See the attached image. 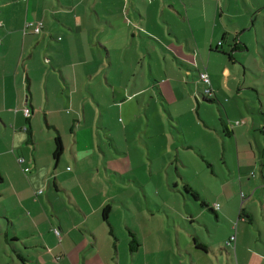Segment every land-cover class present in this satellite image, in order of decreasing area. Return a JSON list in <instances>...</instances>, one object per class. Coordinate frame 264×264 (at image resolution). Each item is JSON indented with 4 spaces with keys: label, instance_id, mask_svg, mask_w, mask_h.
Masks as SVG:
<instances>
[{
    "label": "crops",
    "instance_id": "crops-1",
    "mask_svg": "<svg viewBox=\"0 0 264 264\" xmlns=\"http://www.w3.org/2000/svg\"><path fill=\"white\" fill-rule=\"evenodd\" d=\"M208 1L156 0L148 5L146 0H0V176L2 178L0 264H20V262L24 264L18 255L25 257V264H31L32 255L26 256L21 243L25 246V250H35L40 255L36 261L40 264H52L49 258L57 255H62L66 264H73L72 254L64 247L65 238L59 240L53 231L58 227L61 234L68 232L72 236V229L65 225L63 214L58 208L55 192L67 193L69 204H75L76 213L80 216L79 225L85 226L87 231L81 239L86 240L89 234L92 236V244L97 242V236L90 222L92 218L95 219L97 211H102L103 215L109 202L104 204L102 202L98 209H94L85 187L97 177H101L100 184L104 188L117 183L110 176H102L100 157L94 168L86 164L89 157L95 155V150L85 152L92 144L87 138L92 139L96 120L102 118L103 114L101 100H95L90 94L91 90L94 93L92 86L98 76L101 77L105 73L106 84L113 88L114 80L118 82V77H122V81L125 82V85L121 84L118 89L115 88L116 95L107 103V108L114 110V120L120 114L127 115L126 106L146 93H150L152 101L156 102L155 107L160 103L159 94L161 97L167 96L168 101L179 97L177 102H169L171 105L187 99L194 101V97L197 104L192 105L191 112L194 113L195 110L199 112L201 103L197 95L201 93L204 101L208 102L209 99L203 95L199 84L192 80L194 73L199 75L201 72H207L211 79V87L216 92L217 72L211 69V59H215L213 56L217 53L216 50L222 49L225 43L218 47L220 36H217L214 28L208 35L200 33L202 29L198 24L200 19L206 21ZM248 1L244 0L245 3ZM255 1L264 4V0H251V3L254 4ZM166 12L171 17L178 16L183 23L175 25L167 19ZM134 14H138L139 17ZM245 15L249 14L245 12ZM33 21L44 23L40 34H35L33 28L26 30V24ZM249 28V23H241V28L231 32L234 34L233 40L239 44L241 31L247 32L251 30ZM237 31L240 33H235ZM224 38L225 35L222 39ZM241 42L247 45L242 38L240 45ZM196 53L197 65L192 66ZM198 57H201V61L197 60ZM227 73H229L228 69ZM160 75L167 78L170 86H167V91L162 89L166 83L161 85L162 83L157 81L159 80L157 76ZM106 84L102 83V87L106 88ZM120 91L124 92L125 96ZM219 91L223 93V90ZM262 97L259 94V102L255 107L249 109L245 106L246 112L243 111L238 100L229 102V106L225 107L216 97V102L219 104L218 111L221 112L220 119L222 114L232 135L231 137L224 135L221 131L222 125L218 131L221 132L222 137L233 140V150H235L232 152L235 165L227 163L225 159L231 178H227L226 175L216 198L210 199L202 194L189 180L190 175H187L188 173L180 166L175 170L180 181L178 177L173 180L176 191L183 185L200 193L207 206H201L199 217L209 212L215 216L218 223L224 224L219 226V230L226 231V238L224 243L223 239L216 242L218 246H226V241H230L231 236L236 235L237 240L231 247L221 248L228 253L229 264H264V100ZM26 108L31 109L32 114L29 117L24 115ZM68 109L74 112L69 114ZM234 109L235 120L232 126L229 120L230 113ZM146 114L148 117L152 114L151 118L156 115L154 112L149 114L148 110ZM236 114L239 118H236ZM43 117L46 127L37 130L36 126ZM77 123L80 124L78 130H76ZM81 123L85 126L82 127ZM58 136L63 142L64 152L61 160L56 162L54 151ZM191 144L187 150L199 145L194 142ZM120 152V156H123L124 153ZM20 158L24 159L22 165L17 161ZM180 162L181 167L188 168L186 159L181 158ZM25 168H29L30 173H26ZM94 171L97 176L90 174ZM105 172L109 174L107 167ZM154 174V169H150V175ZM165 175L166 185L171 188L172 174L166 172ZM207 177L212 185L216 184L210 174ZM63 180H71L74 184H79L87 200L89 199L88 203L85 201L86 204L83 205L74 202L70 194L72 189L66 187ZM137 183L143 185L142 187H147L149 184L144 185L136 180ZM156 190L159 191L156 187H152L150 196L153 193L155 195ZM40 191L42 193L39 195ZM144 192L147 193L146 189ZM187 196L193 200L189 195ZM146 201L145 208H142L143 203L139 208V215H142L143 219L140 228L139 225L135 229L127 224L128 237L126 232L123 236V240L127 238L128 247L130 232L137 236L141 243L137 254L143 253V247L147 249L145 237L154 229L151 227L153 216L150 215L153 201L150 198ZM194 202L197 205L198 202ZM233 203L234 210L229 214ZM118 204L122 205V203ZM53 213L55 216L52 215ZM111 213L112 209L109 207V218L105 220L103 215V220L113 230L115 241H118L121 234L116 232L115 226L111 224L113 221ZM260 213L262 218L259 216ZM57 217L58 222L55 219ZM16 218L18 223L14 220ZM39 219L50 225V232L44 234ZM189 219L193 222L190 226L194 227L197 222L194 220L193 212ZM158 220L161 223L164 221L163 217ZM206 223L202 224L208 229ZM228 224H234V227L227 229ZM250 226L256 229L258 227L260 239L256 238ZM183 230L181 229L183 236L179 233L177 240V250L183 263L185 261L182 258L183 254L194 260L192 251L187 245L192 238L197 250L201 249L210 254L211 250L215 251L217 248L215 243L212 242L209 246L204 241L199 242L189 230H186V233ZM20 232L26 234L25 238H20ZM142 232L144 241L141 240ZM162 236L163 232H160L155 239L159 238L160 241L163 239ZM182 237L184 245L181 243ZM54 240H57L58 244H54ZM31 242L32 245H29ZM174 250L173 248L172 253L175 252ZM234 254L235 258L232 257ZM97 260L100 264H104V259L99 254Z\"/></svg>",
    "mask_w": 264,
    "mask_h": 264
},
{
    "label": "rangeland",
    "instance_id": "rangeland-1",
    "mask_svg": "<svg viewBox=\"0 0 264 264\" xmlns=\"http://www.w3.org/2000/svg\"><path fill=\"white\" fill-rule=\"evenodd\" d=\"M146 1L148 5L153 4L152 0ZM149 10L151 12V8ZM245 12L249 15L246 16ZM207 13L205 22L203 19L199 20L198 25L202 29L200 33L208 35L214 28L217 36H220V43L225 44H223L219 52L216 53L214 51L216 53L213 56L215 59H211V69H215L217 72L215 78L217 87L215 89V97H205L213 101L217 97L219 103L225 107L229 106V102L238 100L243 111L246 112L245 106L251 109L259 102V94L263 96L264 100V4L261 5L257 1L253 4L251 0L248 3H245L244 0H209L207 2ZM222 13L223 15H221ZM134 15L139 17L138 14ZM166 17L175 25L183 23L178 16L177 18L176 16L171 17L167 12ZM175 18L177 19L176 21ZM241 23H249V29L251 30L247 32L241 31V35L238 38V46L245 47V49L236 50L234 52V60L231 62L229 57L223 53H232V47L238 44L233 40L234 34L231 32L237 28H241ZM238 32L240 33V31L235 33ZM223 35H225L224 40L222 39ZM241 38L245 40L247 45L243 42L240 45ZM196 57L197 53L194 54L195 59L192 66L197 65ZM200 58L198 57L197 60L201 61ZM227 69L229 73H227ZM98 77L93 84L94 86H92L94 93L91 90L90 94L95 97V100H101L103 114L102 118H97L96 120L93 128V140L91 137L90 139L87 138V141H92V144L85 152L88 153V151L95 150V155L91 158L89 157L86 164L94 168L100 157L101 161L99 163H101L100 166L103 169L102 176H110L117 183L104 188L100 184L101 177H97V179L91 181V184L88 183L85 188L88 190L87 192L94 209H98L102 202L103 204L109 202L108 207L112 209L111 217L113 221L111 224L115 226V231L120 233L121 237L119 236L118 241H115V237L110 235V226L104 223L102 211H97L95 214L97 221L92 218L90 222V226L97 236V242L93 245L92 236L89 234L86 240L81 239L87 231L85 230V226L79 225L80 216L76 213L75 204H69L67 193L55 192L58 208L61 214H63L65 225L67 224L66 226L72 229V236L68 232L61 234L58 227L54 228L53 231L57 235L55 237L59 240L65 238L64 247L67 249V252L72 254L73 264H100L97 260L98 254L104 259V264H147V262L148 264H229L228 253L226 250H223L226 247L228 248V241H226V246H218L216 244L221 239H223L224 243L226 238V231L224 229L219 230V226L222 223H218L215 220V216L209 214V212L199 217L202 202L198 201L196 205L194 200H191L186 195L187 192L183 185L178 187L176 191L173 183V180L178 177L175 170L177 166H180L183 171L188 173L187 175H190L189 180L195 184V187L202 194L213 199L219 194L222 181L226 175L227 178H231L225 164V159L227 163L235 165L232 160V152L235 150H233V140L222 137L221 132L219 133L218 131L221 128L219 122L220 113L218 111L219 104L213 101H204L200 93L197 97L201 103V110L199 112L195 110L193 113L191 112V107L193 104H197L194 97V101L187 99L171 105L169 102L175 103L179 97H176L173 101H168L167 96L161 97L159 94L160 103H158V107H155L156 102L152 101L150 93H146L139 99H135L134 103H132L133 105L126 106L125 114L127 115L120 114L116 121L113 119L114 110L107 108V103L116 95L115 90L121 84L125 85V82L122 81V77H118V82L114 80L115 86L113 88L106 84L105 73L101 77ZM157 77H159L157 81L162 83L161 85L166 83L162 89L167 91V86L170 87L167 78L163 75ZM148 80L152 81V79ZM192 80L199 84L204 95L208 86L200 81L197 73L193 74ZM102 83L107 85L106 88L102 87ZM194 88L196 87L194 86ZM159 89L161 90V88ZM219 90H223V93L221 94ZM122 91L120 93L125 96V93ZM130 94L132 93L130 92ZM119 99L121 100V96ZM143 108L148 110L149 114L154 112L156 114L154 118H151L152 114L148 117L146 110ZM130 111H132L131 114ZM72 112L74 111L68 109L69 114ZM230 114L229 122L234 126L235 109ZM236 118H239L237 114ZM196 120L200 124L198 126L200 128L197 127ZM78 125L80 124H76V130H78ZM81 125L82 127L85 126L84 123H81ZM45 127L46 123L43 117L36 128L37 130H43ZM90 131L92 130L90 129ZM192 142L199 145L187 150V147L192 145ZM120 151L124 153L123 156H120ZM181 158L186 159L188 168L181 167ZM106 167L109 169V174L105 172ZM64 169L66 168L64 167ZM150 169H154L155 174L153 176L150 175ZM166 172L172 174L170 181L171 188L166 185ZM90 174L97 176L95 171ZM208 174L214 178L216 184H211L210 179L207 177ZM187 175L186 177H188ZM136 180L141 181L144 185L149 184L147 187H142L143 185L136 184ZM178 180L180 181V178ZM63 182L66 187L72 189L70 194L74 202H80L83 205L86 204L85 201L88 203L89 199L87 200L83 192L84 190L82 187H79V184L76 185L71 180H63ZM159 184H165L166 186H160ZM152 187H156L159 191L156 190L155 195L153 193L150 196ZM142 188H145L147 193ZM41 193L42 191L38 194L40 195ZM83 196H85V199ZM147 198L153 201L152 214L150 215L153 216L151 227L154 229L149 236L145 237L147 249L143 247V253L132 254L128 247L127 238L123 240L124 232H126L128 237L127 224L135 229L139 225L140 228V223L143 219L142 215H139V208L141 203H143L142 208H145ZM118 203H122V205L119 206ZM234 205L233 203L230 206L229 214L234 210ZM49 208L51 209V206ZM192 212L195 217L194 220L197 222L196 225H193L194 227L190 226L193 222L189 219ZM52 215L55 216L54 213ZM259 216L262 218L261 213ZM161 217L164 220L162 223L158 220ZM55 219L57 222L59 221L58 217ZM14 220L18 223V218ZM38 221L44 234H47L48 231L50 232L51 227L47 222H43L42 219ZM199 221L202 223L207 222L208 229L202 223H199ZM256 226L259 227L258 224ZM233 227L234 224L227 225V229ZM258 227L256 229L254 226H250L249 228H251L256 238L260 239ZM181 229H184V233H186V230H189L193 236H196V240L199 242L204 241L209 246L212 245V242L215 243L217 248L215 251L211 250L210 254H207L201 249L197 250L195 241L192 238L187 245L192 251L194 260L188 255L185 257V254H183L182 258L185 260L183 263L177 250L178 235L179 233L183 234ZM160 232H163L164 237L162 236L163 239L159 241V238H155L157 234L159 236ZM20 234V238H25L26 234L21 232ZM143 238L144 234L142 232V241H144ZM47 240L49 241V238ZM55 243L58 244V241L54 240ZM115 243L116 246H114ZM181 243L184 245L183 237ZM21 245L24 248L23 252H26V256L28 254L32 255L33 262L31 264H40L36 262L40 258V255L35 250H25V246L22 243ZM29 245H32V242ZM222 247L223 249H221ZM173 248L175 249L174 253H172ZM235 256L234 254L232 257L235 258ZM49 259L52 260V264H66L62 255L53 256ZM84 259L87 260L85 261ZM20 264L23 263L20 262Z\"/></svg>",
    "mask_w": 264,
    "mask_h": 264
},
{
    "label": "trees",
    "instance_id": "trees-1",
    "mask_svg": "<svg viewBox=\"0 0 264 264\" xmlns=\"http://www.w3.org/2000/svg\"><path fill=\"white\" fill-rule=\"evenodd\" d=\"M224 39H225V38H224ZM238 45H239V44H237V45H235V46L233 47L232 53H230V54H229V53H228V54L223 53L222 51H221V52H222L223 54L227 55V56L229 57L230 61L232 62V61L234 60V52H235L236 50H238V49H240V50H241L242 48L245 49V47H241V46H238ZM216 52H219V48L216 50ZM208 101H213V100L210 99V100H208ZM213 102H216V100L213 101ZM220 113H221V112H220ZM219 121H220V123H221V125H222V127H223L222 133H223L224 135H226L227 137H231L232 133L229 132V128H228V126H227L226 119L224 118V116H223L222 114H221V119H220ZM224 135H223V136H224ZM63 152H64L63 142H62V140L60 139V136H58V137L56 138V145H55V151H54V158L56 159V160H55L56 162H58L59 160H61L62 155H63ZM209 166H211V165H209ZM1 182H2V178H1V176H0V183H1ZM185 190H186V192L188 193L187 195H189L194 201H197V202H198V201H201L203 206H207V203L203 201V198L200 196V193H198L197 191H195L194 189H192V188H190V187H186ZM103 215H104V219H105V220H108V218H109V207H107V208L104 209V211H103ZM110 233H111L112 235H114V232H113L112 229H111ZM129 247H130V251L132 252V254L138 252L139 249L141 248V243L139 242V240L137 239V236H136L132 231L130 232ZM18 256H19V258H20V259L24 262V264H25L26 260H25L22 256H20V255H18Z\"/></svg>",
    "mask_w": 264,
    "mask_h": 264
},
{
    "label": "built area",
    "instance_id": "built-area-1",
    "mask_svg": "<svg viewBox=\"0 0 264 264\" xmlns=\"http://www.w3.org/2000/svg\"><path fill=\"white\" fill-rule=\"evenodd\" d=\"M152 1H156V0H152ZM43 24H44L43 22H34V21L33 22H29V23L26 24V30L29 29V28H33V31H34L35 34H40L41 31H42V28H43ZM221 44L222 43H220L218 45V47H221L222 46ZM199 79H200V81L203 84L208 86V89L204 93V96H206V97H212V96L215 97V92L213 91V88L211 87V79H210L208 73L207 72H201L199 74ZM24 113H25L24 115L26 117H29L32 114L31 109H29V108H26L24 110ZM18 163L20 165H22L24 163V159L23 158L18 159ZM24 171L26 173H28V172L30 173V169L29 168H25ZM216 207L219 209V205H217ZM236 240H237L236 235H232L231 238H230V241H228L227 246L231 247Z\"/></svg>",
    "mask_w": 264,
    "mask_h": 264
}]
</instances>
